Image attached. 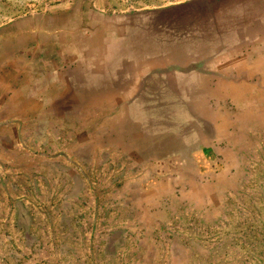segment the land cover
<instances>
[{
	"label": "crops",
	"instance_id": "crops-1",
	"mask_svg": "<svg viewBox=\"0 0 264 264\" xmlns=\"http://www.w3.org/2000/svg\"><path fill=\"white\" fill-rule=\"evenodd\" d=\"M86 1L68 14L69 7L59 3L56 12L64 14L59 17L31 14L8 24L15 31L0 39V67L19 56L24 60L12 65V102L0 108V121L11 110L7 125L17 127L13 135H0V142L10 140L7 154L16 157L37 156L35 145L41 146L42 172L27 164L21 170L27 178L31 174L32 189L35 173L42 174L46 188L58 182L60 200L64 184L68 190L89 178V188L94 181L98 186L94 177L100 171L92 162L101 156L108 174L119 172L126 184L142 180L131 200H158L149 216L200 211L202 191L230 169L226 153L244 147L242 139L237 145L226 138L216 118L221 107L215 110L212 99L225 90L227 77L235 81L242 75L227 66L239 58L228 46L242 37L232 38L227 24L215 34L194 28L180 32L177 22H155L141 7ZM241 8L236 4L231 11ZM74 156L89 159L90 174L83 165L73 168ZM52 157H59V168L51 167ZM62 157L68 166L61 165ZM114 158L122 166H114ZM142 188L151 194L143 197ZM0 200L14 199L0 195Z\"/></svg>",
	"mask_w": 264,
	"mask_h": 264
},
{
	"label": "rangeland",
	"instance_id": "rangeland-1",
	"mask_svg": "<svg viewBox=\"0 0 264 264\" xmlns=\"http://www.w3.org/2000/svg\"><path fill=\"white\" fill-rule=\"evenodd\" d=\"M81 1L0 0V39L11 31L14 33L8 26L12 19L52 13L59 17L64 15L56 12L59 3L69 7L68 14ZM88 1L91 0L85 3ZM115 3L146 9L153 13L155 22H177L180 32L194 28L215 34L227 24L232 38L242 37L238 45L228 46V51L239 58L227 63L228 70L241 69L242 75L235 81L227 77L225 90L215 93L212 99L217 106L215 110L221 107L216 118L222 132L237 145L242 139L244 147L226 153L230 169L214 180L216 189L202 191L205 200L199 201L200 211L190 209L178 215L164 211L157 214L163 217L160 220L157 215L149 216L158 200H131L142 180L126 184L118 178L119 172L108 174L101 156L92 162L100 171L94 177L97 176L98 186L94 181L90 189L89 178L86 185L68 190L64 184L60 200L58 182L46 188L42 174L35 173L32 189L31 174L27 178V173L21 170L22 166L34 165L42 172L41 146L35 145L37 156L25 153L16 157L7 154L11 150L10 140L0 142V195L3 199H14L0 200V264H264V0H115ZM236 4L242 6L238 13L231 11ZM5 48L8 53L12 51L10 45ZM23 60L19 56L12 65ZM12 65L0 67L1 109L12 102L11 81L16 80ZM11 116L10 110L0 121L4 122L0 125L4 138L13 135L17 127L7 125ZM56 158L57 161L52 157L51 167L59 168V157ZM66 159L61 158L62 166H68ZM117 160L114 158V166H122ZM254 160L261 163L256 165ZM70 161L73 168L75 164L83 165L90 174L89 159L74 156ZM151 182L146 185H152ZM219 184H224L221 189ZM139 194L144 197L151 191L142 188ZM28 197L30 200H26Z\"/></svg>",
	"mask_w": 264,
	"mask_h": 264
}]
</instances>
